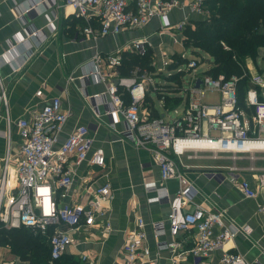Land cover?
Wrapping results in <instances>:
<instances>
[{"label": "built area", "instance_id": "2783aa9c", "mask_svg": "<svg viewBox=\"0 0 264 264\" xmlns=\"http://www.w3.org/2000/svg\"><path fill=\"white\" fill-rule=\"evenodd\" d=\"M207 1L61 0V5L70 6L73 18L84 22L79 31L85 37L96 39L124 30H138L157 18L160 24L156 32L160 36L168 35L173 43L189 49L183 45V30L192 20L210 17ZM175 8L184 14L171 21L168 14ZM94 20L96 25L93 24ZM220 43L228 48L223 41ZM148 51L152 54V66L160 62L162 75L164 71H167V75L178 71L189 72L200 62L193 56L186 58L185 64L171 69L174 60L162 51L156 52L148 36H140L112 52L95 53L87 62L85 75L105 83V94L111 105L109 112L120 113L125 125L119 132L120 138L150 152L159 167L161 181L172 178L178 181V189L173 195L163 187L153 184L149 188L147 182L144 184L146 190L156 192L151 199L169 205L164 221H152L149 224L157 250L177 245L173 239H161L166 232L173 237L180 231H193L194 242L189 250L194 258L193 264H209L207 257L218 249L221 250V264H252L242 254L223 247L227 240L238 231L245 230V227L225 224L221 211L210 210L201 203L183 210L193 200L196 189L178 169L174 157L179 159L185 155L195 158L200 152H208L216 158L218 154L230 153L232 163L223 172L207 173L211 176H227L243 196H256L249 180L241 177L240 173L253 171L254 180L259 186H264V168L259 171L253 165L257 154L264 153V78L260 73L249 76L250 86L245 91L243 105H240L237 96L239 78L236 75L226 77L204 71L199 76L201 83L198 87L194 86L197 77L188 80L182 91L183 108L176 116H169V110L153 115L147 110L142 112V102L147 90H162L161 84L155 80V73L136 67L130 75H122L118 70L124 53L143 56ZM179 56L185 58L184 52L179 53ZM122 90L127 91L130 97L128 103L122 99ZM205 91L218 93L219 99L203 100ZM40 92L38 90L36 94ZM0 98L6 102L3 88ZM248 112L251 113V119ZM69 114L70 110L63 107L61 98L55 96L45 101L30 116L17 119L15 125L20 138L18 149L14 153L8 149L0 167V222L4 227L24 226L35 234H46L52 260L61 257L74 242L72 232L86 230L93 225H99L103 233L110 230L103 204L111 198L108 182L94 188L84 205L62 202L73 182L74 166L85 159L98 166H103L105 161L101 147L91 150L93 139L83 124L77 125L60 145L55 146ZM110 125L113 126V122ZM241 154L250 161L247 167L234 162ZM258 210L264 212V204ZM215 226L218 232L212 235L211 230ZM49 230L52 231L49 233ZM146 235L145 222L141 216H137L134 227L126 234L122 244L120 264H136L141 256H147L148 249L144 247ZM79 258L85 264H95L87 254H80ZM147 264L157 262L148 260Z\"/></svg>", "mask_w": 264, "mask_h": 264}, {"label": "crops", "instance_id": "0c3cea01", "mask_svg": "<svg viewBox=\"0 0 264 264\" xmlns=\"http://www.w3.org/2000/svg\"><path fill=\"white\" fill-rule=\"evenodd\" d=\"M183 14L182 10L175 8L168 17L175 21ZM83 24L81 19L73 18L70 6L61 5V0H0V94L3 88L6 98V102L0 98V167L6 151L9 149L14 153L20 143L15 121L30 116L50 98L60 97L63 107L68 108L70 114L55 146L60 145L77 125L83 124L93 139L91 150L101 147L105 160L103 166L91 164L87 159L74 166L73 182L62 202L84 205L91 191L105 182L110 184L111 192V198L103 202L110 230L103 233L99 225H93L89 229L72 232L74 242L61 257L85 264L79 257L80 254H87L95 264H120L126 234L134 227L136 217L141 216L147 232L144 247L148 249V254L141 256L136 264H147L148 260H154L157 264H193L194 258L189 251L194 242L193 231H180L173 237L166 232L161 239H173L177 245L157 250L156 239L149 227L152 221L166 219L169 205L151 199L156 192L146 190L144 184L147 182L149 188L153 184L163 187L173 195L179 186L177 179L161 181L159 167L150 152L120 138L119 132L125 125L120 113L109 112L111 105L105 94V83L85 75L87 62L95 53L112 52L140 36H148L156 52L162 51L173 59V52L169 54L162 49L165 35L160 36L156 32L160 20L153 18L141 29L124 30L96 39L80 33ZM93 24H97L96 20ZM171 43L178 44L170 38ZM175 53L180 57V52ZM256 54L255 60L246 59L245 66L249 75L260 73L264 78V46L257 47ZM154 68L155 76H159H154L155 80L159 84H167L168 81L161 74L160 62L157 61ZM191 77L199 78L192 74L188 79H183L181 92L168 91L178 89L175 86H162V90L157 92L147 90L142 112L147 110L160 114L159 110H169L178 113L183 108V100L167 106L165 99L175 95L183 98L182 91ZM38 90L41 91L39 95L36 94ZM121 93L123 98L124 94L128 95L125 90ZM211 93L216 92L205 91L202 99L217 101L219 95L215 100L207 98ZM110 122H113V126ZM174 159L178 169L196 189L193 200L183 210L201 203L210 210L221 211L225 224L246 228L227 240L223 247L242 254L252 264H264V212L258 210L264 204V186H259L254 180V172L240 173L256 192V196L248 198L227 176L207 173L223 172L232 163L229 154H218L213 158L208 152H200L195 158L183 155ZM234 162L242 167L250 164L244 154ZM253 165L262 171L264 153L257 154ZM217 232L218 227H213L211 234ZM220 255V249L212 251L207 257L209 264H221ZM0 264L29 262L13 254L9 247L0 246Z\"/></svg>", "mask_w": 264, "mask_h": 264}, {"label": "trees", "instance_id": "16d2710c", "mask_svg": "<svg viewBox=\"0 0 264 264\" xmlns=\"http://www.w3.org/2000/svg\"><path fill=\"white\" fill-rule=\"evenodd\" d=\"M207 4L210 17L192 20L191 24L185 27L183 45L192 53L202 52L208 56L209 66L206 72L212 75L223 74L226 77L236 75L239 78L238 103L243 105L245 91L250 86V75L245 61L248 58L255 60L257 47L264 46V0H208ZM221 41L228 48H224ZM151 55L150 51L143 56L131 52L124 53L119 67L120 73L130 75L136 67L154 72L155 66L150 64ZM171 56L179 60L177 64H171V69L187 61L186 58L178 57L176 53ZM183 72H172L163 76L168 83L161 86H175L178 89L168 91L181 92ZM124 95L122 99L124 103H128L130 97ZM181 99L180 95L168 96L165 103L167 106H173ZM51 231L49 230V233ZM0 246L9 247L13 254L28 261L29 264H77L75 260L62 257L52 260L46 234H35L24 226L8 228L0 222Z\"/></svg>", "mask_w": 264, "mask_h": 264}, {"label": "rangeland", "instance_id": "374dc122", "mask_svg": "<svg viewBox=\"0 0 264 264\" xmlns=\"http://www.w3.org/2000/svg\"><path fill=\"white\" fill-rule=\"evenodd\" d=\"M163 46H162V49L163 51H165L166 53H174V52H184V55H185V58L187 59H190L191 57H193L194 55L200 60L199 64L197 65V67H195L193 70L189 71V72H183V79H188L190 76H192V74L196 75V76H202L203 72L207 70L208 66H209V63H208V56L205 54V53H196V52H193L191 53L190 49H184L180 44H170V38L168 37V35H165L163 37ZM170 46V49L168 48ZM168 50V51H167ZM176 59V58H174ZM179 60H175L174 61V65L178 63ZM184 69V67H183ZM188 71V70H187ZM167 71H164L163 72V76H167ZM156 78L159 77V76H155ZM155 78V79H156ZM218 94L217 93H211L210 95H207V98H209L210 100H215L217 98ZM159 113L160 114H163V111L162 110H159ZM166 115V114H165ZM248 117L251 119V113L248 112L247 113ZM169 116L171 117H174L176 116V113L175 112H169ZM215 131L212 132V134H214ZM223 154V153H221ZM230 155V153H227ZM232 161V159H230Z\"/></svg>", "mask_w": 264, "mask_h": 264}, {"label": "water", "instance_id": "95a60500", "mask_svg": "<svg viewBox=\"0 0 264 264\" xmlns=\"http://www.w3.org/2000/svg\"><path fill=\"white\" fill-rule=\"evenodd\" d=\"M200 83H201L200 78H197L196 81H195L194 86L198 87L200 85Z\"/></svg>", "mask_w": 264, "mask_h": 264}]
</instances>
